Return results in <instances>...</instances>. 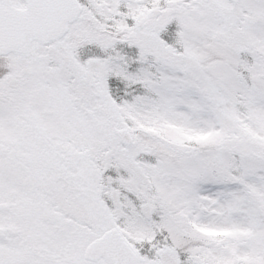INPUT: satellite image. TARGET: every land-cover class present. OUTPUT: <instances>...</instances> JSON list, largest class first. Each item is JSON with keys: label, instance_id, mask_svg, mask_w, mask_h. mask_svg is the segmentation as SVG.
<instances>
[{"label": "snow or ice", "instance_id": "1", "mask_svg": "<svg viewBox=\"0 0 264 264\" xmlns=\"http://www.w3.org/2000/svg\"><path fill=\"white\" fill-rule=\"evenodd\" d=\"M0 264H264V0H0Z\"/></svg>", "mask_w": 264, "mask_h": 264}]
</instances>
